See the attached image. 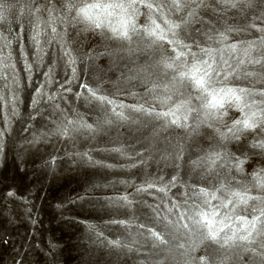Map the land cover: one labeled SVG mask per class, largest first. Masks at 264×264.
<instances>
[{"label":"rangeland","instance_id":"1","mask_svg":"<svg viewBox=\"0 0 264 264\" xmlns=\"http://www.w3.org/2000/svg\"><path fill=\"white\" fill-rule=\"evenodd\" d=\"M3 2L6 8L0 18V58H5V64H0V70L6 79L0 80V93L8 99L0 102V132L4 133L0 137L3 146L0 151V264H183L185 257L181 253L191 249L193 240L186 230L169 226V218L174 221L179 215L169 201H179L183 187L177 184L167 196L155 191L138 193L137 187L144 186L146 179L167 181L176 173L198 184L212 185L231 176L246 183L253 167L259 166L257 159L264 157L250 158L244 166L245 173H229L224 168L218 169L220 176L212 174L202 180L206 169L194 167L192 162L219 143L211 129L204 127L201 134L190 137L186 130L173 127L154 136L153 129L160 121L131 110V106L152 100L146 95V87H152V83L146 85L141 78L128 79L136 75L135 70L145 57L129 58L126 49L129 46L136 49L138 45L144 48L147 39L135 33L130 42L123 44L103 41L96 33L80 31L84 28L82 23L70 26L59 19L50 23L49 13L32 10L31 0ZM39 3L43 7L45 0ZM60 3L57 0L58 6ZM213 7L218 6L215 0H210L209 7L198 18L206 23L190 25L193 35H199L195 32L197 28L223 31L229 25L246 27L258 15V12L254 15L248 11L246 15L243 11L228 10L221 16L212 11ZM146 12L147 9L141 8L133 21L138 28L144 25ZM111 23L117 24V18H111ZM261 26L257 21L247 31L230 34L226 44L219 47L236 43L238 49L234 54H222L231 55L233 60L247 59L244 48L248 41L258 38L260 33L255 29ZM52 27L57 33L68 35L64 40L58 36L54 39ZM66 40L73 41L72 48L79 56L91 44H95L98 52L121 47L125 51L118 56L104 55L78 62L76 78H73L71 68L62 59L61 44ZM40 47L44 49L42 59L38 58ZM258 54L259 49L251 53ZM26 65H31L32 70L27 71ZM50 68L52 79L47 82L45 73ZM168 79L160 72L150 77L161 88ZM81 84L99 88L117 104L128 106L122 110L128 119L122 121L113 114L115 104L101 105L88 98ZM42 85L46 95L40 98L39 105H33L34 89ZM16 90L19 115L13 116L9 112V100ZM49 96L55 99L49 100ZM66 118L82 119L94 128L99 125V129L60 135L58 125H66ZM106 120L112 123H105ZM181 146L182 160L177 159ZM114 148L120 151H112ZM227 148L236 151V142L229 143ZM243 149L253 151L247 140ZM81 153H89L99 163H90L88 157L82 159ZM9 190L17 196L8 197ZM173 193L177 194L175 198ZM125 195L132 201L128 207L109 201ZM114 219L126 223H111ZM89 225L94 227L90 229ZM148 227L163 233L166 242L154 241L146 230ZM109 241H121L126 247L114 248ZM179 244L185 247L181 249ZM191 254L202 255L204 248L199 247Z\"/></svg>","mask_w":264,"mask_h":264},{"label":"snow or ice","instance_id":"2","mask_svg":"<svg viewBox=\"0 0 264 264\" xmlns=\"http://www.w3.org/2000/svg\"><path fill=\"white\" fill-rule=\"evenodd\" d=\"M209 4L210 0H61L58 6L57 0H45L42 7L39 0H31L32 10L48 12L50 23L57 19L70 26L82 23L84 28L80 31L96 33L103 41L115 40L123 44L130 42L135 33H139L141 39H147L144 48L138 45L136 49L130 46L126 49L129 58L137 55L145 57L143 64L135 70L136 75L128 79L141 78L146 85L152 83V87H146V95L151 96L152 100L131 106V110L153 121H160L153 129L154 136L173 127L186 130L190 137L201 134L200 130L204 127L211 129L219 143L192 162L194 167L206 169L202 180L212 174L220 176L218 169L224 168L229 173H245L244 166L250 158L264 157V0H215L218 7H213L212 11L221 16L228 10L243 11L246 15L248 11L254 15L258 12V15L246 27L229 25L223 31L197 28L195 32L199 35H193L190 25L194 22L206 23L198 18ZM5 8V3L0 0V18ZM141 8L147 9L144 13L146 20L138 28L133 21L140 15ZM113 17L117 18V24L111 23ZM257 21L262 25L255 29L260 35L248 41L244 48L247 59L233 60L231 55L226 57L222 54H234L238 49L236 43L219 47L226 44L230 34L247 31ZM51 30L54 39L58 36L64 40L68 35L67 32L57 33L55 27ZM201 36L205 39L202 40ZM72 43L66 40L61 44V51L62 59L71 68L73 78H76L78 62L95 60L104 55L118 56L121 51H125L121 47L98 52L95 44H91L88 51L79 56L75 54ZM164 44L169 47L164 48ZM254 49H259L256 56L251 55ZM43 51V47L38 49V58L42 59ZM0 64H5V58H0ZM26 70L31 71V65H26ZM51 71L50 68L45 73L47 82H51ZM157 72L169 77L163 88L150 80ZM4 79L0 70V80ZM43 87L34 89L35 95L31 100L33 105H39L40 98L46 95ZM80 87L86 89L88 98L101 105L115 104L113 114L122 121L128 119L122 111L128 106L117 104L102 94L99 88H89L87 84H81ZM7 99L0 93V102ZM48 99L54 100L55 97L49 96ZM18 103L16 90L9 100V112L13 116L19 115L16 107ZM66 121V125H58L57 128L63 136L81 129L90 133L99 129V125L94 128L82 119L66 118ZM105 123L112 121L106 120ZM3 135L0 132V137ZM245 140L253 150L250 153L243 149ZM232 142H236V151L227 148ZM112 151L119 152L120 149L114 148ZM183 151L181 146L177 159H183ZM237 152L242 154L238 155ZM79 155L82 159L88 157L90 163H99L92 160L89 153ZM256 163L259 166L253 167L248 174L250 180L246 183L237 176H231L230 179L225 178L212 185L198 184L194 179L184 180L176 173L167 181H163V178L159 181L146 179L144 186L137 187L138 193L155 191L163 196H167L177 184L183 187L179 201H169L171 208L179 213L176 220L169 218V226L178 231L186 230L193 240L191 249L181 253L185 257L183 264H264V159H257ZM6 195L10 198L17 196L11 190ZM176 195L173 193V198ZM109 201L119 207H128L132 203L126 195L109 198ZM111 223L125 225L126 222L114 219ZM93 227L89 225L90 229ZM146 230L154 241L160 244L166 242L163 233L153 231L150 227ZM109 244L114 248L126 247L121 241H109ZM178 247L183 249L185 246L179 244ZM199 247L204 248V254L193 256L191 253Z\"/></svg>","mask_w":264,"mask_h":264}]
</instances>
